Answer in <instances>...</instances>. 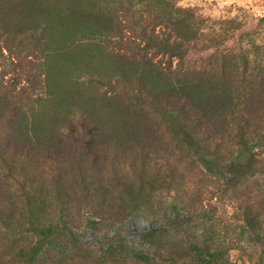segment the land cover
<instances>
[{
	"label": "rangeland",
	"instance_id": "obj_1",
	"mask_svg": "<svg viewBox=\"0 0 264 264\" xmlns=\"http://www.w3.org/2000/svg\"><path fill=\"white\" fill-rule=\"evenodd\" d=\"M156 9L164 21L170 15H186L196 22L202 36L233 37L235 20L251 31V42L258 48L247 41L246 45L252 56L257 54L264 62V0H168ZM114 15L123 25L121 12ZM128 29L123 31L126 37ZM18 42L16 38L14 49ZM40 46L27 37L20 46V59L8 54L6 48L3 52L7 55L0 53L1 139L4 115L17 107H33L28 111L30 118L40 119L45 130L62 128L71 118L90 111L107 129L119 121H148L144 129L152 143L145 150L150 155L144 158L141 145L120 142L109 149L110 159L96 167L81 162L25 160L4 148L1 157L5 164L0 173L4 177L10 169L13 178L9 175L5 181L10 193L18 196L12 198L15 217L10 218V226L0 225V257L5 258L1 261L8 260L20 246L39 245L41 229L51 224L65 232L60 241L41 248L35 264H194L168 259V243L175 250L199 244L222 251L224 264H264L263 139L257 134L248 137L250 148L260 153L263 162L238 186H228L226 173L218 167L209 169L190 148L183 147L178 118L148 98H139L147 97L148 92H141L135 77L130 75L129 80L116 70L114 59L129 61L123 50L106 42H83L79 62L49 55L48 44L39 52ZM31 48L35 53L29 54ZM155 60L162 67L172 66L175 74L165 75L173 80L184 61L196 68L209 64L207 56L183 61L174 52H161ZM131 64H125L127 73L143 68ZM163 79L154 86L163 85ZM239 137L233 134L223 146H211V152L223 159L241 157L244 147L236 142ZM188 152L191 155L185 156ZM247 202L258 212L257 232H252L245 220ZM164 227L170 234H163L162 242L144 238V233ZM121 245L128 249L126 259L117 262L104 257L111 246L120 249ZM69 250L74 253L66 257ZM135 251L146 253L150 260L137 258Z\"/></svg>",
	"mask_w": 264,
	"mask_h": 264
},
{
	"label": "trees",
	"instance_id": "obj_2",
	"mask_svg": "<svg viewBox=\"0 0 264 264\" xmlns=\"http://www.w3.org/2000/svg\"><path fill=\"white\" fill-rule=\"evenodd\" d=\"M165 1L168 0H0V53L7 55L3 52L6 48L8 54L13 53L20 59V46L27 37L41 45L39 52L45 51L43 45L48 44L49 55H63L79 62L80 43L83 42H106L123 50L129 61L120 56L114 59L116 70L129 80L130 75L135 77L141 92H148L147 97L139 98H148L163 106L170 116L178 118L183 131V147L190 148L209 169L218 167L226 173L228 186H238L257 170L258 163L264 159L250 148L248 141L251 134L264 140V62L259 55L252 56L245 41L258 46L251 42V31L235 20H232V27H235L233 37L202 36L196 22L186 15H170L164 21L156 5ZM117 10L125 18L123 25L114 15ZM127 28L130 33L126 37L123 31ZM16 38H19V46L14 49ZM61 39H64L62 43ZM33 48L29 54L35 53ZM161 52H174L183 61L207 56L209 64L196 68L187 66L184 61L173 80L165 75L175 74L172 66L162 67L155 60ZM129 62L143 65V68L140 72L135 68V73H127L125 64ZM160 78L165 79L163 85L154 86ZM32 108L29 106L23 110L17 107L10 115H4L0 166L5 164L1 157L4 148L11 150L12 156L25 160L67 161L70 165L81 162L96 167L110 159L109 149L120 142L141 145L144 158L150 155V151L145 150L152 143L144 129L148 121H119L107 129L95 112L88 111L71 118L62 128L45 130L40 119L30 118L28 111ZM233 134L240 135L236 142L244 147L241 157L223 159L219 153L214 155L211 152V146H223ZM189 155L191 152L185 156ZM8 172L13 178L10 169ZM9 175L2 177L0 173V225L5 227L10 226V218L15 217L11 204L12 198L18 196V193H10L7 187L5 180ZM257 216L258 212H253L247 202L245 220L252 232L259 223L256 222ZM64 232L52 228L51 224L43 227L39 245L20 246L8 260L1 261L5 258L0 257V264H35L41 248L60 241L59 236ZM163 234H170L167 227L148 231L144 238L159 243ZM166 249L167 258L175 262L225 263L222 251H212L199 244L175 250L168 243ZM126 250V245H121L120 249L111 246L104 257L118 262L126 259ZM72 253L69 250L66 257ZM132 253L142 260H150L146 253Z\"/></svg>",
	"mask_w": 264,
	"mask_h": 264
}]
</instances>
